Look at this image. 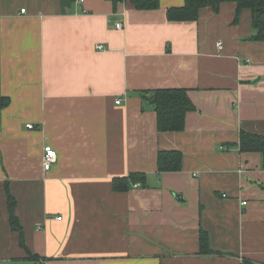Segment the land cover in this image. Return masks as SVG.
I'll return each mask as SVG.
<instances>
[{"label": "crops", "instance_id": "crops-1", "mask_svg": "<svg viewBox=\"0 0 264 264\" xmlns=\"http://www.w3.org/2000/svg\"><path fill=\"white\" fill-rule=\"evenodd\" d=\"M183 4L0 0V264H264V158L239 145L264 135V41L235 2L168 20ZM174 87L195 108L161 132L139 93ZM161 150L180 170H158Z\"/></svg>", "mask_w": 264, "mask_h": 264}, {"label": "trees", "instance_id": "trees-1", "mask_svg": "<svg viewBox=\"0 0 264 264\" xmlns=\"http://www.w3.org/2000/svg\"><path fill=\"white\" fill-rule=\"evenodd\" d=\"M136 8L141 10H151L160 7V0H129ZM225 1L236 3V20L244 9L251 11L252 26L254 29V40L264 41V0H184L182 6H172L167 10V18L170 21H193L197 20L200 9L211 6L218 10L220 4ZM140 97L143 100L144 108L152 107L157 113L158 129L161 132L181 131L185 127V117L188 111L195 108L188 92L184 88H158L154 90L141 91ZM240 149L243 152H261L264 158V135L241 132ZM182 163V152L180 150H161L158 154V170L177 171L180 170ZM147 176L143 172L131 173L128 177H119L114 180L116 189L127 188L126 181L129 179L135 182L145 183ZM8 196V207L10 213V223L12 228L20 235V244L24 247L29 257H36L29 252L24 241V230L16 215V200L9 191L8 182L6 183ZM200 249L203 253L211 252L208 237L205 232L200 235ZM243 264H249L247 260Z\"/></svg>", "mask_w": 264, "mask_h": 264}, {"label": "built area", "instance_id": "built-area-1", "mask_svg": "<svg viewBox=\"0 0 264 264\" xmlns=\"http://www.w3.org/2000/svg\"><path fill=\"white\" fill-rule=\"evenodd\" d=\"M75 1L82 3L84 0H75ZM21 11L26 12V8H23ZM123 24H124L123 22H118L116 24V27L122 28ZM97 47L99 49L105 48L104 44H98ZM218 48L219 49L223 48V42L222 41L218 42ZM247 61H249V60H247ZM116 102L120 103L121 99H118ZM27 126L29 128L34 127V125L32 123L27 124ZM43 157H44V159H43L44 160V169L46 171H49L58 160V151L52 145L48 144L44 147V156ZM58 219H62V217H58Z\"/></svg>", "mask_w": 264, "mask_h": 264}]
</instances>
